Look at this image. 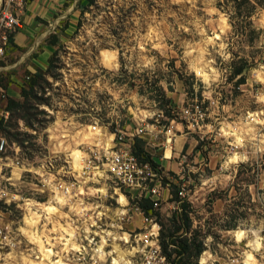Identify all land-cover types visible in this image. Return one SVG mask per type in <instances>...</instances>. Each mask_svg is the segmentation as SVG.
Masks as SVG:
<instances>
[{
    "label": "rangeland",
    "instance_id": "obj_1",
    "mask_svg": "<svg viewBox=\"0 0 264 264\" xmlns=\"http://www.w3.org/2000/svg\"><path fill=\"white\" fill-rule=\"evenodd\" d=\"M227 5L88 0L45 70L22 83L28 100H14L25 108L6 111L8 98L0 99L2 131L29 169L0 194V224L18 233L17 264H64L57 251L74 254L67 264H126L137 249L130 234L145 228L140 198L118 190L102 166L96 178H77L69 199L55 194V156L73 157L81 172L89 155L107 154L117 130L138 124L144 136L182 124L197 141L164 178L174 192L157 222L160 239L163 232L205 249L182 258L169 245L174 264H264V8L247 25ZM5 7L14 4L0 0V17ZM167 99L176 105L170 117L161 110ZM196 104L203 120L184 114ZM49 160L54 168L42 170ZM183 203L189 227L177 232Z\"/></svg>",
    "mask_w": 264,
    "mask_h": 264
},
{
    "label": "built area",
    "instance_id": "obj_2",
    "mask_svg": "<svg viewBox=\"0 0 264 264\" xmlns=\"http://www.w3.org/2000/svg\"><path fill=\"white\" fill-rule=\"evenodd\" d=\"M27 0H8L9 4L23 5ZM22 28V21L14 13V8L11 10L5 7L0 17V57L4 56L6 48L10 41V35ZM183 113V110L180 112ZM193 113L196 120H203L205 113L202 108L196 104L194 112L192 109H185V115ZM94 130L97 127H93ZM143 124H138L134 130L132 137L123 129L117 130L114 134L113 146L105 149L107 154L101 157V154L95 152L83 160V167L81 172L74 168L73 157L59 158L55 156V194H63L64 197H71L74 193L77 178L80 176H92L96 178L100 172V166L104 167V171L116 180L118 190H131L137 194L139 198H148L153 202L154 209L160 208L164 199V192H170V184H164V178L167 177V172L163 167L156 163L151 164L147 161H141L135 154L133 145L134 138L142 137L146 134ZM133 139V140H132ZM15 144L11 143L2 131L0 124V194L5 193L3 185L7 187H14L15 174L19 175L21 179L25 173L29 171L25 164L20 161L19 150ZM109 155V156H108ZM102 158V159H101ZM59 159L62 164H58ZM60 165V170L63 173L60 175L57 170ZM54 168L52 160L47 161L42 165V170H51ZM96 170V171H95ZM82 174V175H81ZM69 180H62V179ZM58 179V181H57ZM171 194V192H170ZM62 195V196H63ZM179 198H184V189L179 191ZM15 201L14 199H12ZM11 200V201H12ZM144 220L145 228L138 233H131L130 238L134 235V241L137 244L136 251L127 256L126 264H173L168 257L163 253L160 243V226L156 217L146 215L140 207H137ZM18 233L11 225L0 224V264H17L16 258L18 247ZM127 243L129 242L126 241ZM79 260L86 259V248H80L77 252ZM72 252H67L66 257L64 253L57 251L55 257L56 261L67 264ZM124 264V261L112 260V263Z\"/></svg>",
    "mask_w": 264,
    "mask_h": 264
},
{
    "label": "crops",
    "instance_id": "obj_3",
    "mask_svg": "<svg viewBox=\"0 0 264 264\" xmlns=\"http://www.w3.org/2000/svg\"><path fill=\"white\" fill-rule=\"evenodd\" d=\"M86 3L88 0H27L14 6L22 28L12 34L4 56L0 57V99L21 98L22 83L36 70H45L58 46L76 30L78 16ZM124 129L132 137L135 127L129 125ZM184 131L182 124H175L167 131L160 129L155 135L134 140L140 139L152 160L168 173L184 163L178 161L184 150L189 154L197 145L196 139ZM170 198V192L165 190L163 202Z\"/></svg>",
    "mask_w": 264,
    "mask_h": 264
},
{
    "label": "trees",
    "instance_id": "obj_4",
    "mask_svg": "<svg viewBox=\"0 0 264 264\" xmlns=\"http://www.w3.org/2000/svg\"><path fill=\"white\" fill-rule=\"evenodd\" d=\"M227 3H233L232 6L227 5L229 10H232L235 12L236 17H242L245 19V22L247 25H250L249 20L252 18V16L254 15L255 11L257 10L258 7H263L264 8V0H226ZM12 40V34L10 35V41ZM55 54V53H54ZM53 57V56H52ZM51 57V58H52ZM52 59H50L51 62ZM242 74L241 71L237 72V75ZM30 77V76H29ZM36 78V76H34ZM33 79L31 84L29 85L30 89H33L34 85H35V80ZM22 92V96L25 100H28V92L25 88H22L21 90ZM163 99H165V94H163ZM167 102H171L169 101V99L166 100ZM7 106L5 108L6 111H12L14 110V105L16 106H20V109H24L26 105H20L18 104L19 102L15 101L12 98H8L7 99ZM168 103V104H169ZM167 105L163 106L161 108V110L164 111L165 115L170 117L172 114V110H174L176 108V105L174 103H170V107L167 108ZM24 111V110H23ZM20 117H25V115H22ZM6 136V135H5ZM133 149L134 152L136 154V156L141 160V161H147L150 162L153 165H156V163L152 160L151 155H149L144 148L143 142L141 140H139L138 138L136 140H134V145H133ZM165 183V182H164ZM173 190H172V194H173ZM179 193V192H177ZM177 193H174V195L177 196ZM179 195V194H178ZM176 201H181L178 200V198H176ZM139 207L140 209L148 216H154L156 217V219L158 220V218L161 217V214L159 212V209L155 210L154 206H153V202L148 199V198H140V202H139ZM182 210V214H180L181 218L183 220V226L182 227H177V232L180 229H184V231H186L189 227V218L187 216V212H186V204H182V206L179 208ZM167 239V240H166ZM160 243H161V247L163 250V253L168 257V259L174 264L173 260L171 259L170 255L168 254V247L169 245H173L175 247L174 249V253H176L177 256H181L182 258H184L186 255H188V257H191L193 255L192 250H194V255L197 257L199 254H201L204 251V247L202 245H196V242L193 241L192 244L190 245L188 243V240L186 239L185 241H179V238L176 237V235H165L162 232L161 235V239H160ZM176 243H179V246H175Z\"/></svg>",
    "mask_w": 264,
    "mask_h": 264
},
{
    "label": "bare ground",
    "instance_id": "obj_5",
    "mask_svg": "<svg viewBox=\"0 0 264 264\" xmlns=\"http://www.w3.org/2000/svg\"><path fill=\"white\" fill-rule=\"evenodd\" d=\"M120 201H121V199H120ZM243 234H244V233L241 232V231H237V232H236V235H237L238 239L241 238ZM115 262H116V261H115Z\"/></svg>",
    "mask_w": 264,
    "mask_h": 264
}]
</instances>
